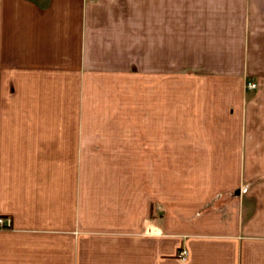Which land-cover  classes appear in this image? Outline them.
Wrapping results in <instances>:
<instances>
[{
  "label": "crops",
  "instance_id": "obj_1",
  "mask_svg": "<svg viewBox=\"0 0 264 264\" xmlns=\"http://www.w3.org/2000/svg\"><path fill=\"white\" fill-rule=\"evenodd\" d=\"M0 217V264H264V0H0Z\"/></svg>",
  "mask_w": 264,
  "mask_h": 264
},
{
  "label": "built area",
  "instance_id": "obj_2",
  "mask_svg": "<svg viewBox=\"0 0 264 264\" xmlns=\"http://www.w3.org/2000/svg\"><path fill=\"white\" fill-rule=\"evenodd\" d=\"M247 87L250 89H255L256 88V84L253 82H249L247 84ZM5 224V220L3 218L0 217V225H4ZM187 255H188V251L185 248H182L179 252H178V260L180 263H183L186 261L187 259Z\"/></svg>",
  "mask_w": 264,
  "mask_h": 264
},
{
  "label": "rangeland",
  "instance_id": "obj_3",
  "mask_svg": "<svg viewBox=\"0 0 264 264\" xmlns=\"http://www.w3.org/2000/svg\"><path fill=\"white\" fill-rule=\"evenodd\" d=\"M176 94V87L175 86H171L169 85V95H174ZM171 107V104L169 103V109H172L170 108ZM170 121V120H169ZM179 262V261H178ZM186 262V261H185ZM185 262L181 263V264H184ZM180 263V262H179Z\"/></svg>",
  "mask_w": 264,
  "mask_h": 264
}]
</instances>
